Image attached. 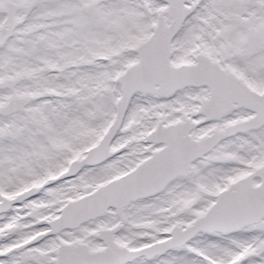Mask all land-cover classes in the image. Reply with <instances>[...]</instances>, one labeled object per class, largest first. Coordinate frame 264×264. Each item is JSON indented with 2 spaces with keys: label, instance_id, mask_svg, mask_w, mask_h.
<instances>
[{
  "label": "snow or ice",
  "instance_id": "6c2138e0",
  "mask_svg": "<svg viewBox=\"0 0 264 264\" xmlns=\"http://www.w3.org/2000/svg\"><path fill=\"white\" fill-rule=\"evenodd\" d=\"M0 264H264V0H0Z\"/></svg>",
  "mask_w": 264,
  "mask_h": 264
}]
</instances>
